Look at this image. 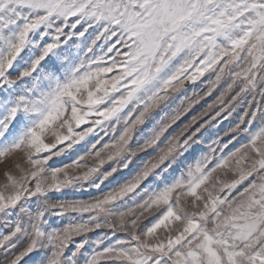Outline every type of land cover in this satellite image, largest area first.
<instances>
[{"label":"snow or ice","instance_id":"1","mask_svg":"<svg viewBox=\"0 0 264 264\" xmlns=\"http://www.w3.org/2000/svg\"><path fill=\"white\" fill-rule=\"evenodd\" d=\"M0 165V264H264V0H0Z\"/></svg>","mask_w":264,"mask_h":264},{"label":"rangeland","instance_id":"2","mask_svg":"<svg viewBox=\"0 0 264 264\" xmlns=\"http://www.w3.org/2000/svg\"><path fill=\"white\" fill-rule=\"evenodd\" d=\"M211 99V98H209ZM235 120H236V117L234 116L233 118L230 119V121H225L224 123H222L218 128L216 129H212L210 132H209V136H214L216 135L217 133L220 134V136L223 138V140H227L229 137L227 136H224L223 133L224 131L229 127V124L230 123H235ZM256 125H253V127H255ZM91 139V138H89ZM246 139V137L244 135H241L238 139H236L232 145H230L229 147L230 148H234V147H239V145L241 143L244 142V140ZM86 143V142H84ZM203 147V146H201ZM82 148V145H78L76 146V149H81ZM78 152L76 150H73L72 153H70V156L74 157L75 155H77ZM61 161H64V162H67L66 158L65 157H60V158H56V163H57V166H59L60 162ZM22 162V161H21ZM91 162V161H90ZM107 167V165H105ZM3 171H4V165H0V186L3 185V183L5 182V178L3 176ZM123 175V174H121ZM231 178V177H229ZM107 183V182H106ZM103 187V186H102ZM90 192L92 194H95L96 193V190L95 189H91ZM88 195L89 193L87 192H83V193H80V192H72L71 190H69L68 192V197L69 198H72V197H77V198H88ZM154 219V216L153 215H149V214H146V216L144 218H142L141 220V227L149 224V222L151 220ZM95 235V234H93ZM122 235V234H121ZM2 258V257H0ZM25 259H28L27 257ZM21 264H23V262H21Z\"/></svg>","mask_w":264,"mask_h":264}]
</instances>
